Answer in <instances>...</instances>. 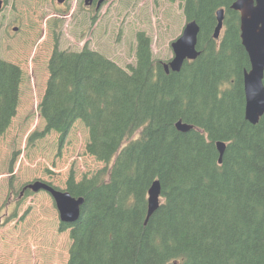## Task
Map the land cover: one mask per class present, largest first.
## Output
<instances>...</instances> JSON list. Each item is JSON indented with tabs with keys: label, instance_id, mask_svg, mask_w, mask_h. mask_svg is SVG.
<instances>
[{
	"label": "trees",
	"instance_id": "1",
	"mask_svg": "<svg viewBox=\"0 0 264 264\" xmlns=\"http://www.w3.org/2000/svg\"><path fill=\"white\" fill-rule=\"evenodd\" d=\"M180 1L199 32L198 55L177 72L153 59L143 32L128 70L88 47H55L48 59L37 135L63 138L80 120L85 152L104 164L66 181L84 199L78 219L60 223L71 239L66 264H264V115L254 125L244 118L249 60L239 13L234 0ZM21 73L0 58V138L16 112ZM178 120L194 129L178 131ZM217 140L226 144L221 162ZM154 179L160 203L144 224Z\"/></svg>",
	"mask_w": 264,
	"mask_h": 264
},
{
	"label": "rangeland",
	"instance_id": "2",
	"mask_svg": "<svg viewBox=\"0 0 264 264\" xmlns=\"http://www.w3.org/2000/svg\"><path fill=\"white\" fill-rule=\"evenodd\" d=\"M185 23L180 0H104L98 9L83 0H1L0 58L22 73L15 115L0 138V264H66L69 229H59L51 195L44 190L20 195L21 188L41 180L65 189L71 173L79 180L104 167L85 152L88 131L82 121L63 138L54 131L37 135L44 129L38 104L55 45L88 47L128 70L136 61L137 32L149 37L155 61H167L170 43Z\"/></svg>",
	"mask_w": 264,
	"mask_h": 264
},
{
	"label": "water",
	"instance_id": "3",
	"mask_svg": "<svg viewBox=\"0 0 264 264\" xmlns=\"http://www.w3.org/2000/svg\"><path fill=\"white\" fill-rule=\"evenodd\" d=\"M63 0H58L62 2ZM93 0H84L85 5L91 4ZM104 0H97L96 9ZM230 8L239 12V30L241 44L243 45L249 60V68L243 72L244 92V118L254 125L264 115V0H234ZM224 10L216 11L217 23L213 36L218 39L223 26ZM199 26L195 21L185 23L181 34L170 43L173 56L163 63L165 72L179 71L185 60H192L198 55L196 50L197 34ZM175 128L180 132L194 129V126L181 120L175 122ZM218 151V162H221L225 142L216 141ZM32 192L44 190L48 192L58 211V217L62 223L75 222L80 215V207L83 197H74L66 190L56 189L48 183L35 180L26 184L23 188ZM161 185L158 179H154L147 190V212L144 224L158 208L160 203Z\"/></svg>",
	"mask_w": 264,
	"mask_h": 264
},
{
	"label": "flooded vegetation",
	"instance_id": "4",
	"mask_svg": "<svg viewBox=\"0 0 264 264\" xmlns=\"http://www.w3.org/2000/svg\"><path fill=\"white\" fill-rule=\"evenodd\" d=\"M96 0H93L89 7L93 6Z\"/></svg>",
	"mask_w": 264,
	"mask_h": 264
},
{
	"label": "bare ground",
	"instance_id": "5",
	"mask_svg": "<svg viewBox=\"0 0 264 264\" xmlns=\"http://www.w3.org/2000/svg\"><path fill=\"white\" fill-rule=\"evenodd\" d=\"M143 175V174H142ZM102 249V248H101ZM100 253V252H99Z\"/></svg>",
	"mask_w": 264,
	"mask_h": 264
}]
</instances>
